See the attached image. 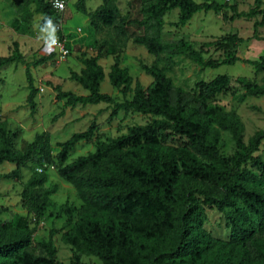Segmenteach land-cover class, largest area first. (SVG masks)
I'll use <instances>...</instances> for the list:
<instances>
[{
  "label": "trees",
  "instance_id": "obj_1",
  "mask_svg": "<svg viewBox=\"0 0 264 264\" xmlns=\"http://www.w3.org/2000/svg\"><path fill=\"white\" fill-rule=\"evenodd\" d=\"M5 1L15 8L21 21L27 22L36 14L40 16L39 28L46 29L48 20H51L50 30L55 35H61L51 1ZM84 2L77 0L74 5L85 15ZM140 4L142 17L127 20L126 24L143 29L142 34L132 37L131 43L143 47L149 55L155 58L162 56L167 60L185 56L200 69H215L242 62L251 67L254 75L264 72V48L256 60H240L228 54L223 60L209 62L182 39L172 42L161 40L163 16L171 10L177 9L178 12L174 25L184 26L197 12L218 13L225 6L213 0L200 3L193 0H140ZM253 4L245 13L233 12L229 6L231 18L257 16L261 13V0H253ZM88 17L90 26L98 22L104 27L113 26L117 35L124 34L123 23L118 21L114 25L117 18L114 0H100V5ZM263 24L262 15L259 22L253 23L252 37L256 28ZM99 49L95 56L81 60L82 68L78 74H69V79L87 93L75 95L54 86L55 99L63 101V107L69 109L104 104L110 109L109 120L118 112H132L148 116L149 121L144 125L127 127L125 134L119 137L97 141L92 152L67 164L64 161L73 146L91 139L94 124L58 144L60 150L55 156V171L60 179L79 188L77 177L91 172L86 180L87 193L81 197L89 213L79 211L72 221L74 209L66 205L61 207L66 216L62 226L71 225L61 235L63 242L73 249L68 264H84L79 262L78 253L94 256L102 264H264V189L257 188L254 175L245 170L249 162L264 169V162L253 157L264 141V131L255 132L244 142L236 113L223 112L220 107L209 104L215 97L231 92L230 78L218 74L208 81L196 83L197 97L203 108L200 113L185 105L179 90H175L172 97L171 82L156 62L148 66L138 63L140 70L151 80L150 85L142 87L125 68L119 66L115 56L107 72L109 85L121 95V100L115 101L99 91L103 79V70L97 64L101 57ZM52 57V54L39 56L25 66V104L30 114L35 107L37 90L28 67L45 64ZM21 62L22 55L13 42L11 52L0 56V69ZM234 83L241 89L235 97L237 102L248 97H264V78L256 82L237 77ZM208 117L231 135L234 150L225 158L217 152L218 136L207 125ZM171 137L178 138L182 143H169ZM50 162L45 134L35 135L19 151L11 148L10 136L4 133L0 124V166H13L9 172L0 174V180H19L20 170L28 164L32 166L20 195L21 200L32 203L35 218L43 215L50 205L48 197L56 191L54 185L43 187L46 174L38 172ZM182 177L206 186L208 193L202 201L207 208H214L223 214L229 232L226 240L213 238L205 232L196 206H185L179 221L175 220L173 208L178 202L174 189ZM137 215L153 219V222L135 225L131 220ZM30 219L27 212L25 217L0 223V264H65L55 258L51 241L53 232L40 244L43 255L31 253L29 248L35 226L29 227ZM37 222L36 219L34 223ZM251 251H254V257H251Z\"/></svg>",
  "mask_w": 264,
  "mask_h": 264
},
{
  "label": "rangeland",
  "instance_id": "obj_2",
  "mask_svg": "<svg viewBox=\"0 0 264 264\" xmlns=\"http://www.w3.org/2000/svg\"><path fill=\"white\" fill-rule=\"evenodd\" d=\"M49 2L51 0H48ZM65 7L62 12L56 13V20L61 35L65 40L68 55L64 59L56 58V53L51 46L54 35L52 30L41 29L38 26L40 16L33 15L27 22L21 21L15 8L5 0H0V56L8 55L12 50V43H16L18 51L22 55V62L9 64L0 69V124L4 133L10 136L11 148L22 151L37 134H45V141L50 151L51 162L44 168L38 169L46 174L44 188L56 186V191L48 197L49 206L43 215L35 218L33 205L29 201L21 200L22 185L31 174V165L20 170L19 180H0V223L10 222L16 217H25L29 212V227L35 226L31 235V247L33 255H43L40 244L45 242L48 234L51 235L57 261L68 264L72 254V246L63 242L61 235L71 228V225L63 227L66 219L63 205L73 208L71 220L74 221L77 212H86L82 195L87 193L86 180L91 172H84L77 177V186L71 185L56 175L55 156L60 150L58 144L66 141L73 133L83 132L93 123L95 130L88 141L78 142L68 152L64 161L67 164L79 156H84L94 150L97 141L108 138H116L124 135L126 128L135 125H144L149 121L148 116L137 113L118 114L111 120L108 119L110 109L104 104L95 106H76L73 109L63 107V101L55 99L54 86L61 91H69L75 95H85L87 92L82 87L69 79L71 72L78 74L82 68L81 60L93 57L100 48L101 57L97 64L103 70V79L99 84L101 93L111 96L115 101L121 100L117 90L109 85L107 72L113 63V57H118L119 66L125 68L133 80H137L142 87L150 85L149 76L139 68L138 63L150 65L156 62L162 68L172 86V97L175 90H179L182 101L192 109L200 113L203 108L197 97L196 83L208 81L215 75L224 74L231 80V92L215 97L209 104L220 107L223 112L234 111L242 126L243 141L246 142L255 132L264 131V97H248L242 102H237L235 97L241 93V89L234 79L243 77L259 82L264 78V72L254 75L251 67L242 62L233 65H221L215 69H200L187 57L179 56L167 60L159 56L149 55L143 47H137L131 43L132 37L143 33V29L133 24H126L127 20H138L142 17L140 0H114L117 8L116 23L124 24V34L117 35L113 26L104 27L98 22L95 26L89 25L88 15L100 5V0H85L86 14L77 11V0H62ZM195 3L206 0H193ZM214 3L225 6L218 13L213 11L197 12L184 26L174 25L177 18V9L171 10L163 16V29L160 38L164 42H172L182 39L190 43L200 53L202 58L209 62L223 60L228 54H233L240 60H256L264 48V24L256 28L252 37L253 23L259 22L264 17V0H261V13L251 18H231L233 12H247L253 7V0H213ZM229 37H233L228 39ZM242 41H238V40ZM52 54V59L36 67L29 66V72L37 92L34 97L35 107L30 114L25 104L27 94L24 80L26 64L39 56ZM207 125L218 136L217 152L222 157L229 156L234 150L231 135L213 123L208 117ZM169 143L178 145L179 139L171 137ZM253 157L264 162V141L259 145ZM13 166L2 164L0 174L12 170ZM245 170L254 175L257 188L264 189V169L254 166L251 162L245 165ZM206 186L196 180L180 178L174 189V196L178 202L173 208L174 218L179 221V216L185 210V206L192 205L201 213V227L211 237L226 240L228 227L224 216L214 208H207L202 201L207 195ZM195 204V205H194ZM93 212V210H90ZM95 213V210H94ZM37 219V223H34ZM135 225H147L153 219L136 216L132 220ZM254 257V251H251ZM79 262L84 264H102L96 257L78 253Z\"/></svg>",
  "mask_w": 264,
  "mask_h": 264
},
{
  "label": "built area",
  "instance_id": "obj_3",
  "mask_svg": "<svg viewBox=\"0 0 264 264\" xmlns=\"http://www.w3.org/2000/svg\"><path fill=\"white\" fill-rule=\"evenodd\" d=\"M50 5L56 13L62 12L65 7V4L62 0H51ZM52 40H54L55 43H52ZM52 40L51 46L53 48V51L56 53V58L60 60L64 59L68 55V50L65 47V40L63 39L62 35L54 34Z\"/></svg>",
  "mask_w": 264,
  "mask_h": 264
},
{
  "label": "clouds",
  "instance_id": "obj_4",
  "mask_svg": "<svg viewBox=\"0 0 264 264\" xmlns=\"http://www.w3.org/2000/svg\"><path fill=\"white\" fill-rule=\"evenodd\" d=\"M46 27H47L48 29H52L51 20H48ZM53 31H54V29H53ZM52 43H55V41L52 40Z\"/></svg>",
  "mask_w": 264,
  "mask_h": 264
}]
</instances>
